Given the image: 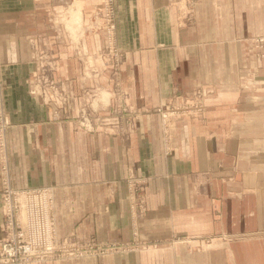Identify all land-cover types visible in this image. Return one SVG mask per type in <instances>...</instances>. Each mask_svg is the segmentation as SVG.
I'll return each instance as SVG.
<instances>
[{"label": "crops", "instance_id": "crops-1", "mask_svg": "<svg viewBox=\"0 0 264 264\" xmlns=\"http://www.w3.org/2000/svg\"><path fill=\"white\" fill-rule=\"evenodd\" d=\"M76 3L87 26L84 53L93 63L94 54L107 44L103 27H89L100 0H0L11 185L52 187L62 237L130 238V177L145 181L148 212L139 221L144 233L247 236L216 239L209 246L198 240L202 247L197 249L183 241L152 252L30 264H264V59L255 58L252 41L254 34L264 33V0H195L191 5L113 0L115 44L124 54L120 85L127 96L122 104L132 107L131 134L125 118L114 127L90 115L110 119L114 113L106 62L98 82L110 97L101 100L97 93L84 94L95 81L76 73L77 57L58 55L53 77L65 82L86 112H77L78 102L72 100V117H65L62 108L55 117L32 91L28 40L50 31L48 16ZM260 75L263 95L257 96ZM205 82L218 89L205 115L172 121L173 148L164 154L153 106L174 87L190 89ZM83 113L91 116L90 129L77 116ZM213 205L220 206L219 214ZM1 209L2 195L0 237Z\"/></svg>", "mask_w": 264, "mask_h": 264}, {"label": "built area", "instance_id": "built-area-1", "mask_svg": "<svg viewBox=\"0 0 264 264\" xmlns=\"http://www.w3.org/2000/svg\"><path fill=\"white\" fill-rule=\"evenodd\" d=\"M181 1L191 5L195 0ZM111 5L112 0H101L98 7L95 8L98 10L94 11L90 22L96 27L95 29L104 28L109 44L113 46L111 40H113L115 24L114 8ZM70 15L67 14L65 24L62 22V19L65 18L64 15L49 17L48 21H51V25L55 29V33H51L49 50L43 48L42 38L50 35L44 36L42 33L31 38L33 39L31 41L33 56L37 61L36 71L41 74V77H39L40 84L49 87L48 89L56 95V99L53 101L49 97L50 95H45L44 101L48 104H58L59 107L70 109L71 102L74 100L75 103L78 102V112L80 111L79 108L83 109V104L78 97L67 88L65 82L55 80L49 75V71L56 68V59L59 57V50H61L62 45L75 44L71 47L70 56L73 54L79 55L81 50L84 51L85 34L83 32L81 38L76 39L75 32L76 30L80 32L78 30L79 26L73 21L72 15L69 17ZM118 58L117 55L115 59ZM51 59H53V62H51ZM48 89L46 92H49ZM181 92L177 93L179 97H176L177 94H175L173 99L157 106L156 112L160 115V123L163 127L168 121L178 119L180 114L193 116L195 112L203 113L212 91L208 92L205 87H200ZM7 124L8 122L0 118V195H2L1 210L3 214L2 225L4 227L0 237V264H28L33 261L40 262L61 257L99 255L104 253V250L113 251L114 247L107 244L104 246L101 243L86 242L84 240V243H75L71 240L58 238L55 234L56 224L46 223L42 218L36 220V215L46 211L45 203L49 198L52 199V193L50 194L46 187L19 189L11 186L6 149L2 140L4 128ZM89 124L88 127L91 128Z\"/></svg>", "mask_w": 264, "mask_h": 264}, {"label": "rangeland", "instance_id": "rangeland-1", "mask_svg": "<svg viewBox=\"0 0 264 264\" xmlns=\"http://www.w3.org/2000/svg\"><path fill=\"white\" fill-rule=\"evenodd\" d=\"M101 1V0H100ZM179 2H181V0H179ZM113 3V0H112ZM113 7V5H111ZM72 8V9H71ZM98 9H95V11H97ZM77 12V13H76ZM68 15H72L73 16V21L76 23L77 26H79V31L78 32L76 30L75 34L77 35V38H81L82 33L84 32L85 34V30L87 28V26L83 25V20L81 18L80 12H79V5L74 4V5H69L67 7H65L63 9V11L59 14H54V15H58L59 17L64 15V20L62 19V22H64L65 24V19L66 16ZM54 15H50L47 18L46 24L49 26L50 31H45V32H40V34L43 33L44 36L46 35H50V36H46L45 38H42V45L43 48L49 50V43L51 41L50 37H51V33L54 34L55 33V29L54 27L51 25V21H48L49 17L54 16ZM71 15L69 17H71ZM71 19V18H69ZM114 24H115V17H114ZM91 29H95L96 27L93 26V24L90 22V26ZM82 28V29H81ZM81 29V30H80ZM115 31H116V24H115V29H114V33H113V37L111 40L113 43V46H111L109 44V41L107 39V37L105 38L107 41L106 47L101 50L100 52H98L95 55L94 61L93 63H89L87 60V57L84 53L83 50L80 51L79 55L78 54H73V56L77 57V69L75 70L76 73L78 75H82V76H87L89 75V77L94 78L93 80L95 81V86L91 87L92 91L90 90H85L84 94L87 95L88 93L92 92L94 94V96L97 93V96L99 97V99L101 98V100H105L106 97H110V94H108V92L105 90V87L101 84H99L98 82V77L102 74L103 72V64L106 62L109 67H110V79L112 80V85L113 88L111 89V93H112V102H113V116L110 117V119H108L107 117H103L100 118V116H98L97 112H95L94 114H90L92 117H95V119L99 122H101L102 124H106V123H110L113 124L114 127L118 126V123H120L121 121H123V119L125 118V120L127 121V130L128 133L131 134L132 132V125H133V117L130 115L131 113V105H126V104H122L124 103V98L127 96V90L123 89L122 86L120 85V72H121V63L124 57V54L121 52V50H119L117 48V45L115 44ZM37 34L36 36L40 35ZM35 36V37H36ZM106 36V35H105ZM34 38V37H33ZM33 39L28 40L30 42V56H31V60L34 64V72L35 75L33 77L32 80H30V84L32 87V91L33 93H35L36 95L39 96L40 101L51 106L53 109V114L55 117L58 116V109L62 108L63 112L65 114V117H72V115L70 113H72L71 110L64 108V107H59V105L57 104H48L47 102L44 101V97L45 95H50L49 97L51 98V100L53 101L54 99H56V95H54V92L50 91L44 84H40L39 81V77H41V74H39L36 71V59L33 56V48H32V41ZM253 44H254V56L257 60L259 59H264V33H258V34H254L253 38H252ZM81 42V41H80ZM75 44L74 43H68L65 44L64 46H61V50H59V54L64 53L65 56H70L69 53L71 52V47H73ZM119 56V58L116 60L115 57ZM96 58H99V60H96ZM1 59V57H0ZM59 59V57L57 58ZM57 59H56V63H55V67L57 66ZM51 62H53V59H51ZM117 63V65H116ZM256 64V63H255ZM4 63L0 60V81H1V90H0V118L4 119L6 122H8L7 126L4 128V137L2 138L3 143L5 144V149H6V157H7V164L9 165V178H10V164H9V149L7 147V128L9 127L10 124V119L8 118V114L6 111V103L4 101V91L5 88L3 87L4 85V77H3V68H4ZM55 69H52L49 71V75L50 77H53V73L55 72ZM259 74H262V71H259ZM256 75H258L257 71H256ZM54 78V77H53ZM261 80V75L260 78L257 79L256 76V81H257V96H262L263 95V89L260 88L262 85V81ZM200 87H205L208 92H211V96H209V101L206 102V108L209 105V102L211 100V98L216 94L215 91H217V86L215 85V83L213 82H205L201 85L198 86H194V88H190V89H183V88H177L174 87L171 90V93L165 98L164 102H168L169 100L173 99V97L175 96V94L177 93H182L181 91H187V90H194ZM68 88V86H67ZM49 90V92H46V90ZM71 92L72 90L70 88H68ZM52 92V93H51ZM51 93V94H50ZM91 94V93H90ZM83 96V94L81 95ZM102 97H104L102 99ZM176 97H179V95L177 94ZM200 98V97H199ZM87 96H84V99L82 101H84L85 103L87 102ZM109 100V98H108ZM164 102H160L158 104H155L153 106V111L155 114H157V106L164 104ZM205 108V110H206ZM205 110L202 112H195V114L193 116H199V117H203V115H205ZM79 112V111H78ZM82 112H86L83 111V109L81 110ZM80 113V112H79ZM89 113V112H88ZM85 114L83 113L82 115H77L78 118L81 117L83 118L81 122H84L87 125V128L90 129V127H88V124L92 122L91 120V116H89L88 114L86 116H84ZM159 119H160V115L157 114ZM183 117H189V115H184V114H180L179 118H183ZM85 118V119H84ZM174 119V120H176ZM260 119V117H259ZM174 120H170L167 122V124L163 127L160 123V129H161V143L163 145V151L164 154L166 155H170L172 152V148H173V137L171 134V129H170V123ZM85 125V128H86ZM1 126V125H0ZM91 126V125H90ZM258 126H260V120H258ZM4 127V126H3ZM92 127V126H91ZM86 128V129H87ZM261 128V127H259ZM120 130V129H119ZM122 131V130H120ZM144 178L143 177H135V178H128L127 179V185H128V191H130V198H131V206H132V211H131V229H130V238L127 239H121V240H106L105 242L103 241H99L96 240L95 238H91V239H82L79 237H62L61 235L58 234L57 231V212H56V208L54 207V193L52 192V187L50 185H44V186H28V187H46L49 190V193H52V199H48L47 202L45 203L46 206V211L44 213L38 214L36 215V220H38V218H42L44 220V222L46 223H53L56 224V230H55V234L56 237L58 238H62L65 240H71L73 242H79V243H84V241L86 242H97V243H101L104 244V246L109 245V246H113L114 250H104V253L99 254L101 256H106L107 254H111V253H122V252H126V253H131V254H137V252H152V250H159V249H167V247H174L176 244L178 243H182L183 241H185L187 244L189 243V241H192L191 243H193V247H195L197 249V247H202V246H197V241L199 240L200 243H202L204 246H209V244L211 242H213V240L216 239H223V240H231L234 238H243L244 236H247V234L245 232L243 233H228V234H217L216 235H202V234H198L196 235H191V234H182V235H177V234H170L167 236H157V235H150V234H146L143 232V230L141 229V224H140V220L142 218H144L148 212V207L146 206V198H145V194L143 191V186H144ZM12 186V185H11ZM15 187V186H12ZM28 187H15V188H19V189H27ZM1 189V186H0ZM215 203V201H213ZM219 210H220V206L218 205H213V211L216 212V214H219ZM2 224H3V218H2ZM4 228V227H3ZM84 240V241H83ZM86 256H90V255H86ZM77 257H85L84 256H76V257H61V258H77ZM61 258H54V259H61ZM47 260H51V259H47ZM36 262V261H33ZM43 262V261H40ZM31 263V262H30ZM28 263V264H30Z\"/></svg>", "mask_w": 264, "mask_h": 264}, {"label": "bare ground", "instance_id": "bare-ground-1", "mask_svg": "<svg viewBox=\"0 0 264 264\" xmlns=\"http://www.w3.org/2000/svg\"><path fill=\"white\" fill-rule=\"evenodd\" d=\"M72 9V8H71ZM77 13V12H76Z\"/></svg>", "mask_w": 264, "mask_h": 264}]
</instances>
